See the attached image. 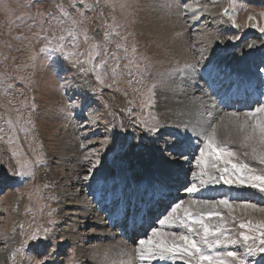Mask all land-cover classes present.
<instances>
[{
    "label": "rangeland",
    "instance_id": "obj_1",
    "mask_svg": "<svg viewBox=\"0 0 264 264\" xmlns=\"http://www.w3.org/2000/svg\"><path fill=\"white\" fill-rule=\"evenodd\" d=\"M213 4L221 10L222 24L215 25L206 14L190 16L193 11H206ZM227 8L233 9V14L225 15ZM65 11L73 18L83 19L80 28L87 29L94 41L103 43L104 33L114 29L108 47L121 58L118 79L105 69L101 75L106 78L101 83L95 78L96 73L78 72L71 62L51 48L49 52L40 51L50 42L63 43L66 51L87 55L82 36L78 48L73 47L66 33H63V41L54 39L67 25L52 21L50 26L49 21L53 16L66 20ZM194 17L197 20H190ZM195 21L204 25V32H195L196 24L192 25ZM229 26L235 28L228 32ZM249 29L255 30L256 35L262 33L259 45H254L252 38L246 40L255 50L264 44V0H0V188L5 186L0 191V264H37L38 261L109 264V261L103 262L104 258L99 260V254L93 251L88 254L89 261L81 255L80 245L86 244L84 249L87 250L93 244L87 240L78 245L71 239V231L88 235L93 227L88 217L83 216V210L71 211L69 204L76 196L82 204L90 202L88 186L96 184L103 171L104 174L116 173V169L126 165L131 169L122 170L128 169L130 178L140 179L136 173L143 174L145 166L139 160L147 151L153 161L166 160L157 149L166 148L165 141L175 139L177 128L186 138L203 142V132L194 131L196 128L190 125L187 114L190 102L195 104L198 100L201 122L213 118L216 103L203 88L197 68L206 66L214 56L203 57L193 45L194 41L198 34L207 35L210 40V34L218 30L215 37L220 45L214 53L221 51L220 55L225 56L222 54L227 50L225 44L237 49V41ZM182 37L189 38L188 42L193 45L185 53L186 58L174 53L172 47L174 39L183 40ZM121 42L128 48L127 55L123 49H115L116 43ZM132 47L137 49L134 63L139 65L138 69L124 67L133 59ZM192 54L200 58L196 65L189 64ZM104 58L101 56L96 62ZM108 63L111 67L114 62L109 59ZM153 84L156 87L150 94L148 89ZM227 112L237 111L227 109ZM9 120L11 125L7 123ZM152 127H158L166 135L150 133L148 129ZM133 150L145 153L137 156ZM234 150L241 151L235 146ZM168 152L176 156L171 149ZM190 152L192 156L183 157H189L190 165L195 163L193 168L188 171H181V166L176 168L182 173L189 172L183 175L185 184L178 190L191 187L193 183L200 185L192 177L193 172L199 171L196 165L199 150L198 154ZM22 164L29 166L21 168ZM253 166L259 168L255 163ZM21 172L25 175H20ZM25 176L28 178L24 182ZM233 186L239 190L236 192L239 196L252 194L233 201H247L264 208V192L248 186ZM59 192L62 201L68 203L65 209L60 208ZM75 211L82 217H77ZM235 215L254 223L264 220V213L259 211L249 210L244 214L237 210ZM167 231L178 232V229ZM33 233H38L40 239L30 240ZM231 238H236L235 231ZM225 245L224 251L217 246L221 250L215 253L238 251L244 254L241 245ZM251 259L252 264H264V256L260 254Z\"/></svg>",
    "mask_w": 264,
    "mask_h": 264
},
{
    "label": "snow or ice",
    "instance_id": "obj_2",
    "mask_svg": "<svg viewBox=\"0 0 264 264\" xmlns=\"http://www.w3.org/2000/svg\"><path fill=\"white\" fill-rule=\"evenodd\" d=\"M224 12L227 15L229 9H225ZM64 16L67 17L66 20L53 16L49 21L50 26L52 21L58 25H67L60 29L62 34L54 39L63 41L65 39L63 33H66L73 41V47L78 48L82 36L83 42L87 45V55L77 51H66V45L63 43L50 42L40 51L49 52L51 48L53 52L60 53L71 62L78 72L96 73L95 78L101 83L106 78L101 75L105 69L110 70L112 76L118 79L121 58L117 51H112L108 47L112 43L111 32L114 29L104 33V41L101 43L92 40L87 29L80 28L84 22L83 19L73 18L66 11ZM81 16H83L82 13ZM47 38L45 35L44 39ZM115 49H123L125 55L128 54V48L123 42L116 43ZM136 51L135 47L131 48L133 59L129 60L128 65H124L125 68H139V65L134 63ZM81 56L84 58L81 59ZM101 56L105 58L96 62ZM109 59L114 62L111 67H109ZM186 67L191 66L186 65ZM155 87L156 85L153 84L148 92L153 93ZM7 123L11 125L12 121L9 120ZM207 125L203 130V146L199 149V158L196 160L199 171L193 172L192 177L201 186L223 183L248 186L264 192V103L253 111L243 114L225 113L215 123L209 120ZM148 131L156 134L160 132V129L152 127ZM219 134H222L223 138H220ZM185 139L184 133L177 128L175 139L165 141L167 147L158 148L157 151L167 162L179 163V160L184 158ZM234 146L241 151L234 150ZM168 149L177 155H171ZM37 160L39 161L40 158L37 157ZM253 163L259 165V168L254 167ZM27 166L29 165L22 164L21 168ZM20 175L25 173L21 172ZM185 190L187 193L199 191L195 183ZM237 210L244 214H247L249 210L264 213V208L254 203L247 201L236 203L228 198L215 201L198 199L187 202L178 201L171 205L167 214L157 221L159 226L151 228L150 235L136 242V256L141 264H151L153 260L166 258H179L184 260L185 264H249L247 257L257 254L264 256V220L254 223L251 219H245L244 216L235 215ZM173 226H179L185 231L164 230ZM44 231L47 232V229ZM233 231L236 232L235 239L231 238ZM29 239L38 240L40 236L38 233H33ZM225 244L241 245L246 255L238 251L210 254L209 250ZM37 264H45V261H38Z\"/></svg>",
    "mask_w": 264,
    "mask_h": 264
},
{
    "label": "bare ground",
    "instance_id": "obj_3",
    "mask_svg": "<svg viewBox=\"0 0 264 264\" xmlns=\"http://www.w3.org/2000/svg\"><path fill=\"white\" fill-rule=\"evenodd\" d=\"M213 5L214 6L207 8L206 11H203L201 9H197V10L193 11L190 14V16L191 15L194 16V15H198V14H199V16H202V15L206 14L207 16H209L212 19V21L215 25L219 24V22H220V24H222V20H221L222 14L220 13L221 10L217 4H213ZM201 13H203V14H201ZM190 20L193 21V20H197V19L196 18L195 19L190 18ZM228 23H229V20L225 22V26L228 25ZM233 24H235V22H233ZM192 25H195V27H194L195 32L197 30L204 32V30H205L204 25H202L200 21H197V22L195 21L192 23ZM191 26H190V28H191ZM234 26H236V25H234ZM234 26H229L230 28L228 27L227 31L231 32V30H233V28H235ZM217 31L218 30H216V32ZM188 32H190V31L188 30ZM188 32H187V34H189ZM216 32H213L212 34H210V36H209L210 40L208 39L207 35L201 36L200 34H198L196 40L194 41L195 43L193 44L195 46L196 50L198 52H200L203 55V57L214 56V58H213L214 60L210 58L206 64V66L208 67L210 64L213 65V63L217 60L218 56H220V58H222L226 62L230 63L233 66L234 70L245 69V70L251 72L250 64L252 62V59L255 61H260L261 59L256 58V57H252V53H249V52L250 51L255 52L257 50L262 51L264 46L262 44V45H260L261 47H258L254 50V49H251V47H249L250 41H246V40L252 38L251 41L253 40L252 41V42H254L253 44L259 45L260 40H261L260 36L262 35V33L261 34L258 33V35H256L255 30H248V32H246L244 34L242 39L240 41H237L238 42L237 49L233 52V55L231 53H229L230 56L229 55L228 56H221L220 54L214 53L215 50H217L218 46L220 45V43H217L219 40L215 37ZM204 34H206V33H204ZM218 34L220 35V32H218ZM185 37H182V38H184L183 40L177 39L176 41L173 38L174 43L172 44L173 45L172 47L174 49L173 52L178 54V55L183 54L184 58H186L185 56L187 55L185 53L187 51H189L190 48L193 46L189 43L190 40L188 42L189 38H185ZM224 41H226V40H224ZM225 45H226L227 50L234 47L232 44L226 43ZM194 55H195V57H194ZM249 55H251V56L249 57ZM190 56L192 58L189 61V64L196 65L197 61L200 58L198 57L197 54H192ZM237 60H240V61H237ZM262 60H264V59H262ZM198 102H199L198 100H197V102H194L195 104L190 102L191 109L189 111V114H187V118L191 119L190 125H194V127L196 128L194 130L195 132L201 131V133H202L204 128H206L208 126L207 122L209 120L212 121L213 123H215L217 120H219V117L223 116L225 113H228L227 109L239 112V110L236 109L235 107H233L231 105V103H227V102L225 104L222 103V104H220V106L216 104L215 110L213 111V118L211 117L210 119H207L206 121L201 122L202 120H200V117H199V114L201 113L200 112L201 108L197 105ZM253 108H254V106L252 107V110H253ZM242 110H244V109H242ZM221 135L219 134V136H221ZM220 138H223V136ZM187 139H189V141L185 139V147L183 150L187 149L188 147H192V149L190 151L193 150V151H195L196 154H198V150H199V148H201L203 146V142H200V141L193 139L191 137L187 138ZM78 147L79 146H77V149H78ZM145 148H146V146H145ZM72 151H74V150H72ZM190 151L188 153L186 152L185 154L187 155L190 153L189 155L191 156L192 152H190ZM135 152L138 154H136ZM147 152L145 153L144 151H141V150L140 151L133 150V154H135L137 156L145 153L143 158L141 160H139L140 164L145 166V167L143 166L144 167V173L143 174L142 173H136V175H138L137 177H140V179H137L136 177L130 178L128 176L129 175L128 169L127 170H120V171H117L116 173L114 171H113L114 173H109V174H106V173L104 174L103 172H105V171H103L101 173V174H103V176L101 178H98L96 182H98V184L101 182H104V183H106L107 186L110 185L109 193H107L105 195V196H107V200L106 199L104 200L106 210H111L115 205H118L120 201H122V204L126 203L127 201L132 202L135 199L139 198L141 195H143L144 192H146V191L147 192H150V191L155 192V190H156V192H158L159 183L160 184L163 183V185L171 187L172 189L176 186L177 187L181 186L182 184L185 183V180H186V178H184L183 175H187L189 172L188 173L184 172L185 173L184 174V173L176 170V168L181 166L180 167V169L182 168L181 171H183V170L188 171L189 169L193 168V164H195V163H191L192 165H190L189 157H185L182 160H179V163H176V164H172L169 162L167 163V161L163 160V159L153 161L152 159H149L150 154H147ZM185 154H183V155H185ZM182 177L184 179H182ZM192 181H194V180H192ZM98 184L92 185V188L96 191L95 193H93V198H101L102 197V195L99 193L100 189H99ZM212 185H214V187H215L214 190L216 193L222 192L223 188L220 187L219 184H212ZM165 188H167V187H165ZM186 188L187 187L183 188L179 192V194L182 196V197H180L179 201H181V200L184 201V199H185V202H187V201H189V199L192 200V199H196V197H199L198 192L192 193L193 196L191 197L190 193L186 192V190H185ZM115 189L118 190L117 194H115V192H114ZM236 192H238V191H236ZM78 193H80V192H78ZM235 193H233V194H235ZM236 195L239 196L238 193H236ZM245 195H246V197H248V195H252V194H249V193L246 194L245 193ZM57 197L59 200L60 208L65 209L67 207L66 205L68 203L65 204L62 201V197H61L60 192H59V195ZM109 197H112L111 201H108ZM227 197H229V195ZM78 198L79 197L76 196L75 200L69 204V206L71 208L70 210L71 211L72 210H79V208L81 209V211L83 210L82 211L83 216L85 218L88 217V222L93 227L92 228L93 230L90 234L87 235V234L83 233L84 237H83V235H81L77 232L71 231V234H70L71 239L73 241L77 242V244L81 241L84 243L87 240H89L88 241L89 244H93V247L87 248V250L84 249L86 244L84 246L78 244L81 246L79 248V252L82 253L81 255H83L85 258L87 257V261H89L90 258L88 256V254L91 251H93L95 255L99 254V256H98L99 260H100V258H104L103 262L109 261V264H141L138 257L136 256V252H135V249L137 247L136 242L139 239L146 238L148 235H150V233L146 232V235H142V236H139L138 238H134L132 240L129 239V241H126L125 237L128 234L125 233L123 226L120 225V218L118 216H116V212H115V214L109 213V212L106 214H103V212L97 208V205L93 203L91 198H90L91 199L90 202H86L84 204L80 203V200H78ZM84 201H85V199H84ZM113 202L115 204H113ZM93 208H94V210H93ZM152 212L150 211L149 213L151 214ZM75 215H77V217L78 216L82 217V215L81 214L79 215L78 212H76ZM73 225H75V224H73ZM154 226L158 227L159 225H158V223H156ZM154 226H153V228H154ZM170 228L178 229V232L185 231V229H183L179 226L167 227L164 230L167 231ZM81 237H83V238H81ZM89 237H91L92 239ZM85 238H87V239H85ZM97 238H99V240H97ZM96 241H97V244H96ZM216 248L219 250L218 247H216ZM213 250H215V249H211V250H209V252H212ZM4 254H5V251H4ZM92 259L94 261L98 262L96 259H94V258H92ZM105 259H108V260L105 261ZM151 264H185V261L182 259H179V258H177V259H167L166 258L163 260H160V259L153 260L151 262Z\"/></svg>",
    "mask_w": 264,
    "mask_h": 264
}]
</instances>
